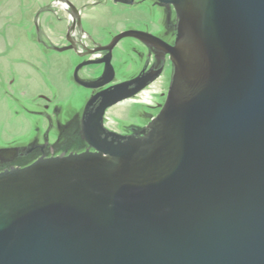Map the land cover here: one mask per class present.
<instances>
[{"label": "water", "instance_id": "water-1", "mask_svg": "<svg viewBox=\"0 0 264 264\" xmlns=\"http://www.w3.org/2000/svg\"><path fill=\"white\" fill-rule=\"evenodd\" d=\"M71 29L84 31L70 0ZM177 38L166 100L141 135L108 130L104 112L159 75L102 90L86 103L79 154L0 172V264H264V0H155ZM134 4V0H114ZM129 29L79 52L75 81L115 77L113 49ZM162 44V43H160ZM97 80L79 74L103 65Z\"/></svg>", "mask_w": 264, "mask_h": 264}, {"label": "rangeland", "instance_id": "rangeland-1", "mask_svg": "<svg viewBox=\"0 0 264 264\" xmlns=\"http://www.w3.org/2000/svg\"><path fill=\"white\" fill-rule=\"evenodd\" d=\"M70 1L82 12L84 31L77 28V36L72 33L78 39L77 51L83 48L79 44L81 37L83 44L93 48L129 29L166 33L164 15L155 0H139L133 5L114 0ZM71 19L70 8L63 9L56 0H0V148L26 146L38 137L42 142L47 135L54 140V145L66 141L56 154L63 149L86 151L76 141L77 119L82 116L92 89L79 85L74 71L81 61L100 56L80 57L75 49L69 48L67 35L74 30ZM170 38H174L173 33ZM146 58L147 50L141 42L132 37L123 38L113 50L117 81L138 76ZM171 66L169 58L165 73L142 90L156 91L155 106L141 102L115 105L106 112L105 125L109 123L110 130L121 133H128L136 126L141 128L145 121L138 113L144 109L150 113L151 121L166 100ZM103 70L101 65H90L79 74L89 79ZM142 91L135 95L137 100ZM45 112L55 118L57 127H65V131L60 134L58 128L49 130Z\"/></svg>", "mask_w": 264, "mask_h": 264}, {"label": "flooded vegetation", "instance_id": "flooded-vegetation-1", "mask_svg": "<svg viewBox=\"0 0 264 264\" xmlns=\"http://www.w3.org/2000/svg\"><path fill=\"white\" fill-rule=\"evenodd\" d=\"M138 1L139 0H135L134 4L137 3ZM145 1H147V0H145ZM153 3H154V1H153ZM122 4H125V3H122ZM127 5H129V4H127ZM158 8L162 9V12H163V15H164L162 20H163L164 26L166 28V33L165 34H157V33L152 32L150 29H144V28L143 29H138V30L151 33L152 35H154L157 38L159 43H156V44H144L141 41H139L138 39H136L139 42H141L144 45V47L146 48V50H147V58H146L147 62L145 64V66L138 73V76H142V75H145L147 73H153V72L157 73L161 69V71H160L159 75L157 76V78H155L153 81H151L145 88H147L148 86L152 85L158 78H160L162 76L163 72L165 73V71H166L165 69H167V65H168V62H169V55L164 53L162 45H164V44L165 45H167V44L172 45L176 41V38H177V25H178V23H177V17H176L174 9L171 6L161 7L160 5H158ZM76 30H78L77 27H76ZM76 33L74 34L75 36H77ZM172 33L174 35V38L171 39L170 38V34L172 35ZM84 36L87 37L86 34H83V37ZM110 42L111 41H109V42H107L105 44H108ZM160 43H162V44H160ZM105 54H106V52H102V56L100 55L99 58H102ZM112 61H113V56H112ZM101 66H103V68H104V64L101 65ZM84 68H82L80 71H82ZM171 69H172V66H171ZM103 72H104V70H103ZM103 72L100 75H98V76H96L94 78H89L87 80H97V79H99L102 76ZM117 80H118L117 79V73H116V70H115V77H114L113 81H111L110 83H108V84H106V85H104V86H102L100 88L92 89V93L90 94V98H91V96L95 95L96 93H98V92H100L102 90L115 87L116 85H118V84H120L122 82H125V81H117ZM127 81H130V80H127ZM160 104L161 103L159 102V105ZM143 108H145V107L143 106ZM109 109L110 108H108L103 114V119H104L103 124H104V127H106L107 129H108V127L105 125V115H106V112H108ZM43 114L45 115V117L48 120L49 130L53 131V129L56 130V128H58L59 131H60V134L63 131H65V127H63V126H58L57 127V125L54 124V119L55 118L52 117V115H50L49 113H46V112L43 113ZM138 114L140 116H142V118L145 121V125L143 127H141V128H138L139 126L133 127L131 129V131H129L128 133H121V132H118L116 130H110V128H109V130L113 131V132H116V133H119L121 135H125V136H130V135H137L138 136V135H141V131L149 123V121L151 119V115L145 109L142 110ZM82 120H83V114H82L81 117H79L77 119L78 129L76 130V135H77L78 139L76 141L78 143H80V144L82 143L84 145L85 150L89 149L90 151H94L95 149L90 148V145L88 144V142L84 138ZM38 138H34L33 141L29 145H26V146L0 148V172L8 170V169H11L13 167H20V166L28 165V164L32 163L33 161H35V160H37L39 158H43V157H54V156H58V155H61V154H66L67 155V154H72V153L73 154H79V153L83 152V151H76V150L70 151L69 149H63L59 154H56V151L59 148H61L66 143V141L65 142L62 141L64 144L61 142V144L55 143V145H54L53 144L54 140H51L50 136L46 135L44 140H42V142H40L39 141L40 139H38ZM65 146H68V145L66 144Z\"/></svg>", "mask_w": 264, "mask_h": 264}, {"label": "bare ground", "instance_id": "bare-ground-1", "mask_svg": "<svg viewBox=\"0 0 264 264\" xmlns=\"http://www.w3.org/2000/svg\"><path fill=\"white\" fill-rule=\"evenodd\" d=\"M135 1V0H134ZM57 3H58V5H60L63 9H69L70 7H69V5L67 4V3H65V2H63V1H57ZM80 11V17H81V21H82V12H81V10H79ZM73 15L71 14V20H73V17H72ZM83 26V25H82ZM75 30H76V27L74 28V30H71V34H70V36L72 35V33H73V35L76 33L75 32ZM71 36V38H72V40H73V43H74V45H76V46H78L77 44H76V41H78V39L76 38V40H75V38H74V36ZM79 47V46H78ZM81 48V47H80ZM114 50V49H113ZM79 52H82V51H84V49L83 48H81V49H79L78 50ZM95 54H97L98 56L97 57H99L100 55V53L99 52H97V53H95ZM98 59V58H97ZM90 66V65H89ZM88 67V66H87ZM84 68V67H83ZM160 68V67H159ZM89 89H96V88H89ZM154 93H156V91H153L151 88L150 89H148V90H144V91H142V93L139 95V98L138 99H140V100H137V98H136V96L135 97H132V98H129V99H126V100H124V101H122V102H119V103H117V104H115V105H122V104H127V103H130V102H133V103H143V104H146V105H149V106H155L156 105V102L154 101V98H155V96H154ZM135 98V99H134ZM114 105V106H115ZM113 107V106H112ZM112 107H110V108H112ZM108 114V113H107ZM106 126L107 127H109V123H107L106 124ZM110 128V127H109ZM108 128V129H109ZM84 152V151H83Z\"/></svg>", "mask_w": 264, "mask_h": 264}]
</instances>
